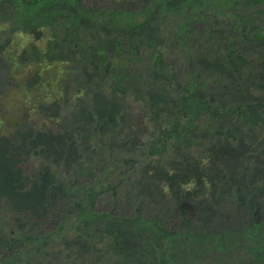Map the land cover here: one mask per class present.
<instances>
[{
  "label": "trees",
  "instance_id": "obj_1",
  "mask_svg": "<svg viewBox=\"0 0 264 264\" xmlns=\"http://www.w3.org/2000/svg\"><path fill=\"white\" fill-rule=\"evenodd\" d=\"M0 25V93L80 64L0 132V264L49 229L63 264H264V0H0Z\"/></svg>",
  "mask_w": 264,
  "mask_h": 264
},
{
  "label": "rangeland",
  "instance_id": "obj_2",
  "mask_svg": "<svg viewBox=\"0 0 264 264\" xmlns=\"http://www.w3.org/2000/svg\"><path fill=\"white\" fill-rule=\"evenodd\" d=\"M174 22V21H172ZM175 26V24H172ZM9 36L7 28L5 26L0 25V42L4 41V38ZM172 43V42H171ZM178 51L174 49V53ZM190 52H192L190 50ZM124 59V57H123ZM170 59L173 61L174 68L181 75V82H186L188 79V64L189 61L181 55V51H178L176 54H170ZM127 60V59H126ZM133 62V60H132ZM132 62L127 63V71L133 72L136 70L135 63ZM78 62L73 63L71 68H69V73L67 76H71L70 79H57L56 69L58 67H52L51 71L48 69H44L46 71H42V79L39 84L30 89L28 87L29 80L35 77L37 72H40V68H35L32 71L24 72L21 70V74L14 78L13 84H10L8 89L0 93V132L6 131L7 134H13V127L18 121H24L27 117L33 115L34 119L38 121L39 125L43 124L45 121L39 115L37 116L36 107L37 105L43 101L48 100L47 95L49 94L50 98H61L60 96H69L70 98H77L76 90L78 85L80 84V80L78 76L75 74V68H79ZM43 70V69H42ZM54 70V71H53ZM72 70V71H71ZM53 71V72H52ZM144 72V69H142ZM136 71L134 72V74ZM129 98H133L129 96ZM51 99V100H54ZM134 108H137V111L141 114V109L138 108V105L135 104ZM67 109L65 112L69 111ZM141 116V115H140ZM32 119V118H31ZM143 125L145 124L149 130H144L147 135L144 140H148L149 136L155 133V129H153V123L149 122L148 119L142 120ZM166 125L168 122H164ZM173 156V152H169V157ZM29 166H27V171L30 174L37 173L38 167L42 166L43 162L40 159L34 157L29 162ZM6 216L5 218H8Z\"/></svg>",
  "mask_w": 264,
  "mask_h": 264
},
{
  "label": "flooded vegetation",
  "instance_id": "obj_3",
  "mask_svg": "<svg viewBox=\"0 0 264 264\" xmlns=\"http://www.w3.org/2000/svg\"><path fill=\"white\" fill-rule=\"evenodd\" d=\"M130 57L133 58L132 56H130ZM144 60H146V57H144ZM44 71H46V70H44ZM144 72H146V71H144ZM56 74H58V73H56ZM82 80L84 81L85 79H82ZM79 93H80L79 91H76L77 96H79ZM60 97L61 98H70L69 96H60ZM49 231H50V234H49ZM42 232H43V234L39 230L36 231V234L38 236H40L39 240H36L35 238H31L33 241H37L36 244H40V245L35 247V242H32L31 246L28 250L29 254L26 253L27 243H29V242H28L27 237L23 236L24 232L20 231V232L16 233V236L18 238V239H16V241H18L19 237H20L22 239V240L20 239L21 243L24 245L23 252L20 251V253L22 252V254L21 255L19 254L20 257L18 255V258L22 257V259H20V260H28L27 263H25L24 261H21L19 264H63L64 258L62 256L58 255L59 251L62 250L63 241L61 239L58 240V239L53 238V233L51 232V229L43 230ZM53 254H55L57 256L56 259L54 258ZM59 262H61V263H59ZM88 262H89V260H87L85 263H88Z\"/></svg>",
  "mask_w": 264,
  "mask_h": 264
}]
</instances>
